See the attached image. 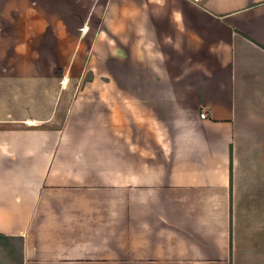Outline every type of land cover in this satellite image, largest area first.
I'll return each instance as SVG.
<instances>
[{
  "label": "crops",
  "instance_id": "0c3cea01",
  "mask_svg": "<svg viewBox=\"0 0 264 264\" xmlns=\"http://www.w3.org/2000/svg\"><path fill=\"white\" fill-rule=\"evenodd\" d=\"M101 1L0 0V80L95 83L59 125L0 130L3 242L19 264H264V0Z\"/></svg>",
  "mask_w": 264,
  "mask_h": 264
},
{
  "label": "rangeland",
  "instance_id": "374dc122",
  "mask_svg": "<svg viewBox=\"0 0 264 264\" xmlns=\"http://www.w3.org/2000/svg\"><path fill=\"white\" fill-rule=\"evenodd\" d=\"M119 1V0H114ZM126 2V0H122ZM107 0H102L98 5V10H106ZM89 9L96 4L89 2ZM118 5L126 8L127 3ZM92 18L90 24L97 21ZM99 21V19H98ZM88 41L91 42L92 34L88 35ZM91 68V67H90ZM93 68V67H92ZM83 81H69L68 76L62 79L63 72H56L55 79H47L41 82L35 81H16L0 80V130L2 129H20L26 125H39V119L46 121L49 125H59L64 118L65 111L70 102L80 90H94L95 83L94 70L84 73ZM89 69V67H88ZM74 71V70H73ZM53 74V73H52ZM47 78H53L51 73L46 74ZM44 125V124H43ZM19 241L9 242L0 241V264H19L20 262Z\"/></svg>",
  "mask_w": 264,
  "mask_h": 264
},
{
  "label": "built area",
  "instance_id": "2783aa9c",
  "mask_svg": "<svg viewBox=\"0 0 264 264\" xmlns=\"http://www.w3.org/2000/svg\"><path fill=\"white\" fill-rule=\"evenodd\" d=\"M200 116L202 119H204L206 117V113L203 111Z\"/></svg>",
  "mask_w": 264,
  "mask_h": 264
},
{
  "label": "trees",
  "instance_id": "16d2710c",
  "mask_svg": "<svg viewBox=\"0 0 264 264\" xmlns=\"http://www.w3.org/2000/svg\"><path fill=\"white\" fill-rule=\"evenodd\" d=\"M0 240H1V241H5V240H6V237H2V236H0Z\"/></svg>",
  "mask_w": 264,
  "mask_h": 264
}]
</instances>
